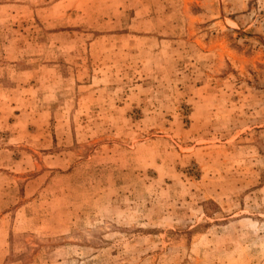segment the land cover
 <instances>
[{"label": "rangeland", "instance_id": "374dc122", "mask_svg": "<svg viewBox=\"0 0 264 264\" xmlns=\"http://www.w3.org/2000/svg\"><path fill=\"white\" fill-rule=\"evenodd\" d=\"M0 264H264V0H0Z\"/></svg>", "mask_w": 264, "mask_h": 264}]
</instances>
